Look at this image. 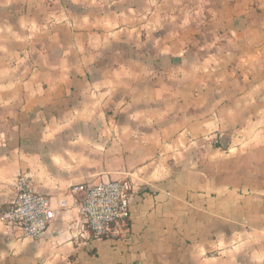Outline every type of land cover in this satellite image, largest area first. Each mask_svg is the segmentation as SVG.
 <instances>
[{
	"label": "crops",
	"instance_id": "crops-1",
	"mask_svg": "<svg viewBox=\"0 0 264 264\" xmlns=\"http://www.w3.org/2000/svg\"><path fill=\"white\" fill-rule=\"evenodd\" d=\"M19 174L58 213L0 264H264V0H0V216ZM107 180L124 236L81 221Z\"/></svg>",
	"mask_w": 264,
	"mask_h": 264
},
{
	"label": "built area",
	"instance_id": "built-area-1",
	"mask_svg": "<svg viewBox=\"0 0 264 264\" xmlns=\"http://www.w3.org/2000/svg\"><path fill=\"white\" fill-rule=\"evenodd\" d=\"M73 193L82 194L79 207L82 223L96 237H120L129 231L133 184L129 180H107L79 184ZM15 199L0 216L7 228L23 238L39 240L48 233L58 211L47 194L36 191L25 174L15 180ZM66 204L63 202L62 207Z\"/></svg>",
	"mask_w": 264,
	"mask_h": 264
}]
</instances>
